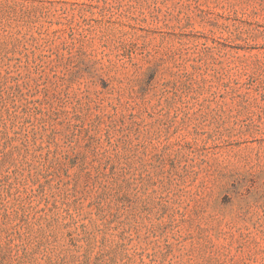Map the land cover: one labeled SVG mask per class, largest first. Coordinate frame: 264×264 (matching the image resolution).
Instances as JSON below:
<instances>
[{"label": "rangeland", "instance_id": "rangeland-1", "mask_svg": "<svg viewBox=\"0 0 264 264\" xmlns=\"http://www.w3.org/2000/svg\"><path fill=\"white\" fill-rule=\"evenodd\" d=\"M0 264H264V0H0Z\"/></svg>", "mask_w": 264, "mask_h": 264}]
</instances>
